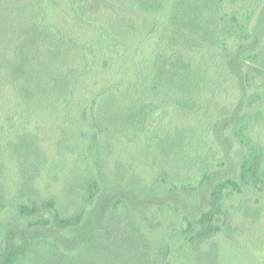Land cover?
I'll return each mask as SVG.
<instances>
[{"label": "trees", "instance_id": "1", "mask_svg": "<svg viewBox=\"0 0 264 264\" xmlns=\"http://www.w3.org/2000/svg\"><path fill=\"white\" fill-rule=\"evenodd\" d=\"M264 264V0H0V264Z\"/></svg>", "mask_w": 264, "mask_h": 264}, {"label": "rangeland", "instance_id": "2", "mask_svg": "<svg viewBox=\"0 0 264 264\" xmlns=\"http://www.w3.org/2000/svg\"><path fill=\"white\" fill-rule=\"evenodd\" d=\"M173 264H177V260L176 259H174Z\"/></svg>", "mask_w": 264, "mask_h": 264}]
</instances>
